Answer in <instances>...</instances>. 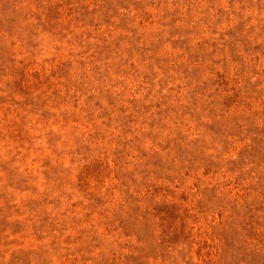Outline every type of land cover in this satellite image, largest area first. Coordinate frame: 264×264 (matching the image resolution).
Listing matches in <instances>:
<instances>
[{
	"label": "rangeland",
	"instance_id": "374dc122",
	"mask_svg": "<svg viewBox=\"0 0 264 264\" xmlns=\"http://www.w3.org/2000/svg\"><path fill=\"white\" fill-rule=\"evenodd\" d=\"M0 264H264V0H0Z\"/></svg>",
	"mask_w": 264,
	"mask_h": 264
}]
</instances>
